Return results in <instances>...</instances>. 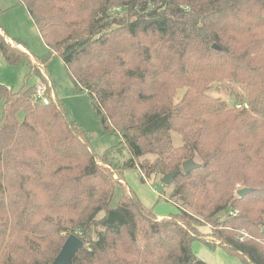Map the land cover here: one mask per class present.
Wrapping results in <instances>:
<instances>
[{
    "label": "trees",
    "instance_id": "1",
    "mask_svg": "<svg viewBox=\"0 0 264 264\" xmlns=\"http://www.w3.org/2000/svg\"><path fill=\"white\" fill-rule=\"evenodd\" d=\"M17 5L47 52L27 54L0 28L4 61L37 77L58 57L72 93L87 95L129 158L112 165L58 102L34 104L38 83L0 84V264H52L70 235L84 243L72 264H207L192 251L198 241L264 264V0ZM214 85L232 107L208 94ZM189 160L198 168L184 173ZM128 169L176 173L167 202L177 213L157 220L123 184Z\"/></svg>",
    "mask_w": 264,
    "mask_h": 264
},
{
    "label": "rangeland",
    "instance_id": "2",
    "mask_svg": "<svg viewBox=\"0 0 264 264\" xmlns=\"http://www.w3.org/2000/svg\"><path fill=\"white\" fill-rule=\"evenodd\" d=\"M20 10V11H19ZM22 10V11H21ZM23 12V13H22ZM0 27L7 35L13 39L21 38L24 44L27 46L28 51L35 57L42 59L47 50L44 48V43L39 38L32 22L29 21L26 12L23 7L18 10H11L10 13L0 14ZM24 47V45H23ZM46 73L52 85V91L55 93L54 102H58L61 107L68 113L69 117L73 119L83 131L93 136L90 141L91 150L98 156L107 154L112 165L122 166L124 162L129 158L126 147L121 143L119 137L116 134L103 135L102 127L100 123L95 119L94 112L91 109L89 99L86 94H74L72 93V82L66 74L62 61L58 57H54L49 61L46 67ZM29 67L21 64L18 66L8 65L0 54V84L6 86L12 91L20 89L24 83L27 86H33L36 83L41 85L45 82V76L43 72H39V76H29ZM37 85V86H38ZM218 87L210 89L208 94L215 98L223 100L228 107L233 106V98L229 94V90H217ZM183 90L177 92L175 101H178ZM0 102V117H1ZM173 146L178 147L181 145V138L175 134H171ZM117 179L116 176H113ZM127 189L132 191L139 201L148 202V204H142L152 210L153 214L159 212V208L164 206L169 208L170 212L176 214L175 207L167 202V196L170 193L171 188L161 184L159 179L151 178L144 179L141 173L137 169H128L124 171V181ZM134 190V191H133ZM120 190L117 187L114 192V198L112 206L119 196ZM157 204L155 208L150 207V204ZM155 204H153L155 206ZM175 212V213H174ZM170 214V215H173ZM155 215V214H154ZM157 219V217H156ZM161 220V218L157 219ZM209 226L201 228L200 232L203 236L209 232ZM205 250V256L198 253V248ZM210 250L202 242H195L194 252L198 259L204 261L207 264H243V261L236 256L228 255L222 249ZM216 253V254H215ZM202 257L205 259L203 260Z\"/></svg>",
    "mask_w": 264,
    "mask_h": 264
},
{
    "label": "water",
    "instance_id": "3",
    "mask_svg": "<svg viewBox=\"0 0 264 264\" xmlns=\"http://www.w3.org/2000/svg\"><path fill=\"white\" fill-rule=\"evenodd\" d=\"M217 85H214L216 88ZM198 168V165L193 161L189 160L182 164V170L184 173L190 172ZM176 173H171L165 175L160 179V182L164 186H170L172 179L174 178ZM251 192L250 189H242L237 192L238 197H243L246 194ZM261 233L264 235V227L261 230ZM84 247V243L79 240L76 236L70 235L65 240L59 254L54 259L52 264H72V261L77 254V252Z\"/></svg>",
    "mask_w": 264,
    "mask_h": 264
},
{
    "label": "crops",
    "instance_id": "4",
    "mask_svg": "<svg viewBox=\"0 0 264 264\" xmlns=\"http://www.w3.org/2000/svg\"><path fill=\"white\" fill-rule=\"evenodd\" d=\"M20 7H22V6H19V5H17V0H0V14L2 15H4V14H7V13H10V11L11 10H18V9H20ZM20 11V10H19ZM22 11V10H21ZM23 13V12H22ZM26 15H27V13H26ZM27 17H28V19H29V21L30 22H32V20L29 18V16L27 15ZM32 24H33V22H32ZM33 26H34V24H33ZM0 28H2V27H0ZM34 28H35V26H34ZM35 30H36V28H35ZM36 32H37V30H36ZM1 33H3L5 36H6V41L9 43V44H11L12 46H15L14 44H13V40H19L23 45H24V47L23 46H18L21 50H23V51H25V52H27V54H30V55H32V56H34L33 54H31L29 51H28V48H27V46L24 44V42L21 40V38H17V39H13V37H9L8 35H7V33H6V31L4 32L2 29H1ZM37 34H38V32H37ZM38 36H39V34H38ZM39 38H40V36H39ZM41 39V38H40ZM43 43V42H42ZM44 45V44H43ZM44 48H45V50H47L46 49V47H45V45H44ZM35 57V56H34ZM53 94H54V96H55V93H54V91H53ZM123 184L125 185V183L123 182ZM134 191V190H133ZM142 202V201H141ZM143 203V202H142ZM144 203L145 204H148L149 203V199H148V202H145L144 201ZM143 203V204H144ZM153 204H155V203H153ZM151 205L150 204V207H153V208H155L156 206H157V204H155V206L154 205ZM146 206V205H145ZM168 212H170V209L169 208H165L164 206H162V207H160L159 208V212H155L154 211V214H155V216L157 217V219H159V218H164V217H167V216H169L170 214H173V213H168ZM175 213V212H174ZM194 246H195V243H193L192 244V251H193V253L195 254V255H197L198 253L199 254H201V252L203 251V253L201 254V255H203V256H205V250H203L201 247L200 248H198V253H196V252H194ZM215 250H217V249H215ZM198 254V255H199ZM216 254V253H215ZM200 256V255H199ZM202 259L203 260H205L203 257H202Z\"/></svg>",
    "mask_w": 264,
    "mask_h": 264
},
{
    "label": "built area",
    "instance_id": "5",
    "mask_svg": "<svg viewBox=\"0 0 264 264\" xmlns=\"http://www.w3.org/2000/svg\"><path fill=\"white\" fill-rule=\"evenodd\" d=\"M43 72V71H42ZM43 75L45 76V82L42 83L41 85L36 86L34 93L32 95V102L34 104H40L43 106H48L52 102H54V94L52 91V85L50 83V80L43 72Z\"/></svg>",
    "mask_w": 264,
    "mask_h": 264
}]
</instances>
